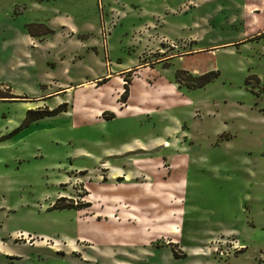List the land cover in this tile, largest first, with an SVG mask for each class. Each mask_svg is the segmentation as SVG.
I'll return each mask as SVG.
<instances>
[{"label":"rangeland","instance_id":"obj_1","mask_svg":"<svg viewBox=\"0 0 264 264\" xmlns=\"http://www.w3.org/2000/svg\"><path fill=\"white\" fill-rule=\"evenodd\" d=\"M43 3L0 0V90L98 77L0 100V264H264V0ZM53 14L79 28L64 74L16 34Z\"/></svg>","mask_w":264,"mask_h":264},{"label":"crops","instance_id":"obj_2","mask_svg":"<svg viewBox=\"0 0 264 264\" xmlns=\"http://www.w3.org/2000/svg\"><path fill=\"white\" fill-rule=\"evenodd\" d=\"M30 1H31V6L33 8L43 10V6H44L43 2L45 0H30ZM179 1H180L181 5H183L184 3L193 2V0H179ZM198 1L204 2L206 0H198ZM244 4L248 5L247 3H244ZM26 8H28V5L26 3H24L23 9H26ZM31 23L34 25L37 24L38 26L42 27L43 30L40 31V33H37L34 31L30 32L28 29H26V25H25L22 31H20L18 33L16 32L17 36L20 39V42L26 46H29L32 44V45H36L41 50L47 49L48 51L49 50L52 51V53L54 54V55H52V56H54V59L57 58V62L55 65L58 64V66H60L62 69V73L63 74L66 73L65 71H66V68L68 67L67 63H69V62L72 63V62H74L80 58L74 59V61H69L67 58H69L71 56H75V54H77L78 52L76 53L75 50H72V51L70 50V52L65 53L63 48L59 47V44L57 43L56 38L60 39L63 37L65 40H71L72 37H74L76 35V33L79 32V31H77V30H79V28L75 25L74 19L72 17H69L68 15L62 16L60 14H53V16H51L50 19H48L47 21L44 20V21H40V22H34V23L31 22ZM151 23L152 22H149L148 20L144 21V22L141 21V23L139 25H137L135 27V29L139 31V29H141V28L144 29L145 26H147L146 24L150 25ZM84 26L86 28V26H89V23L86 22ZM45 30H48V32L44 33ZM83 30L86 32V29H83ZM147 30H150L149 26H147ZM36 34H39V36H36ZM160 34H161V36L168 38L165 34H163V33H160ZM55 35L57 36V37H55V40H53V38L50 39L51 37H54ZM168 39L172 40L170 38H168ZM177 47L178 46H176L175 48H177ZM79 52H80V50H79ZM47 53L50 54V52H47ZM26 55H27V52H26ZM76 56H78V54ZM14 59H15L14 65H12V66L15 69L24 70V72H26L25 73L26 76H28V75L31 76V73L28 71L30 66L25 67L27 65V63L24 62L23 59H21V57H19V56L15 55ZM47 59H48V55L45 56V64L46 65H48ZM115 64L111 63V70L118 69V68H116L118 66H114ZM124 69L125 68H120L119 70L123 71ZM46 74H48V70L46 71ZM97 77H98V74H95L94 76H92L86 80H78L75 83H70V84H67L66 82H60L53 77H47L46 80L40 79L41 81H38V82H40V87L44 88L43 91L33 90L32 94H28V95L26 93L25 94H19V92H16V90H14L11 86H10V88H11V92L14 95L22 96L20 98H26L25 99L26 101H28L30 98L32 100L35 99V101L36 100L43 101L41 99L43 97H46L49 95H51L49 97H52V96L57 97V96H59L58 92L68 90V88L72 87V86H81L82 87L88 82L92 83V81L96 80ZM8 83H10V81L9 82L0 81V85H7ZM48 85H49V88L47 87ZM54 85H56V86H54ZM51 87H54V88H51ZM29 106L30 105H28L27 107H29Z\"/></svg>","mask_w":264,"mask_h":264},{"label":"trees","instance_id":"obj_3","mask_svg":"<svg viewBox=\"0 0 264 264\" xmlns=\"http://www.w3.org/2000/svg\"><path fill=\"white\" fill-rule=\"evenodd\" d=\"M34 26L40 27L37 24H35ZM28 30L30 32L32 31L31 26L28 27ZM47 32H48V30L44 31V33H47ZM262 34H264V31L260 32L259 34L255 35V36L250 37L249 39L254 38V37H258ZM216 76H217L216 73L209 71V72L203 73L199 76H195L193 78L195 80V82L191 83V84H187L186 86L188 88L202 87L203 85L210 82ZM126 89H127L126 84H124V92ZM15 97L20 98L22 96L14 95L11 92L10 86H6V89H4L3 91L0 90V100L17 101V100H11V99H14ZM66 106H67L66 102H62V103H59L58 105H56L54 108H51V109H48V108H37L34 110L33 109H27L22 123L27 124V123L41 119V118L46 117V116L56 115L60 112L66 111L67 110Z\"/></svg>","mask_w":264,"mask_h":264},{"label":"built area","instance_id":"obj_4","mask_svg":"<svg viewBox=\"0 0 264 264\" xmlns=\"http://www.w3.org/2000/svg\"><path fill=\"white\" fill-rule=\"evenodd\" d=\"M103 34H104V32H103ZM103 34H102V35H103Z\"/></svg>","mask_w":264,"mask_h":264}]
</instances>
